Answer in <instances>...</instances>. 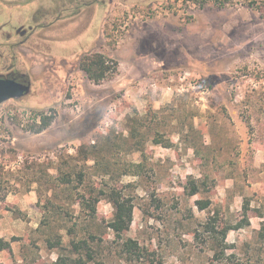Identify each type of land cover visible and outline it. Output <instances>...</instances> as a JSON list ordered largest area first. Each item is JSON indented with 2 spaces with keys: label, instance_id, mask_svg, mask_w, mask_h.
Masks as SVG:
<instances>
[{
  "label": "rangeland",
  "instance_id": "1",
  "mask_svg": "<svg viewBox=\"0 0 264 264\" xmlns=\"http://www.w3.org/2000/svg\"><path fill=\"white\" fill-rule=\"evenodd\" d=\"M202 1H61L87 6L73 16L55 15L50 0L41 9L36 0L0 9L7 29H0V74L17 68L31 82L28 95L0 106V190L9 192L0 201V239L11 244L0 264H51L64 254L47 239L62 234L68 248L66 218L45 204L55 192L53 202L78 221L83 189L51 180L72 176L78 186L79 174L105 192L101 221H78L103 238V264H264V0ZM22 22L25 36L14 28ZM96 52L118 63L99 85L78 67ZM53 109L52 125L31 132ZM134 118L139 136L130 133ZM192 180L200 187L194 196ZM112 188L133 200L127 236L145 249L142 260L123 257L105 229ZM200 200L211 204L200 210ZM244 206L251 225L231 231L217 259L204 232L208 217L235 226ZM48 217L51 227L41 226Z\"/></svg>",
  "mask_w": 264,
  "mask_h": 264
},
{
  "label": "trees",
  "instance_id": "2",
  "mask_svg": "<svg viewBox=\"0 0 264 264\" xmlns=\"http://www.w3.org/2000/svg\"><path fill=\"white\" fill-rule=\"evenodd\" d=\"M202 3H204V0ZM78 67L90 82L99 85L111 79L116 74L118 70V63L104 53L96 52L81 57ZM135 114L137 115V113ZM56 117L57 113L54 109L51 110V114H40L30 126V131L35 134L44 132L52 125ZM140 122L141 119H133V123L136 124V126L134 124L131 126L130 133L132 136H139L137 125H139ZM154 141L156 145H162V141L160 139L156 138ZM133 165L137 169H142V164L140 163ZM134 175L138 176V171H135ZM51 181H54L55 183L59 182V184L67 186L68 189L66 191H70V187H72L73 190L83 189V192H81V190L76 192L78 198L75 199L74 203V205L79 206L80 210L79 216L77 217L78 221L81 218H83L84 221L92 222L93 224H97V222L101 221L102 218H100L98 213V204L101 202V196H104L105 192L97 191V189L91 184H87L83 174H79L78 186H73L72 176L54 178ZM190 187L191 190L188 195L194 196L200 192L199 184L195 180L190 182ZM8 194V191L0 190V201H6ZM106 195L109 198V202L113 204L115 209L113 218L109 222H105L107 223L105 227L106 231L113 234V243L118 245L123 257H126L128 261H133L134 259L142 260L146 257L145 249L141 247L137 240L127 236L134 220L133 200L131 198L125 197L122 195L121 191L114 188L110 189ZM57 196L58 194L55 192L52 193L45 204V209L50 215L60 217H62V215L65 216L64 218H66L67 222H65V224H63L61 227L65 231V235L68 237L69 242L68 248H66V246H64L65 236L62 234L57 235L55 241H53L51 238L47 239V244L50 249H61L64 251V254L60 253L57 260L51 264H103L99 260V258L103 256V238L91 232L92 230L90 231L86 228L80 229L78 221L73 222L75 221V214L53 202V198ZM210 204V201L200 200L197 201L196 205L198 209L206 210ZM248 212L249 206H244L245 217L241 223L235 226L224 224V221L220 219L219 214H212L208 217L207 223L204 227V232L208 234L211 240L216 243L215 249L217 259L221 258L219 256L225 255V251L228 250V234L231 231H240L251 225ZM50 217L44 218L41 222V226L50 228ZM104 221L105 220H103V222ZM99 227L100 226H98V228ZM79 229L81 232H79ZM259 238L264 242V224L262 225V228L259 232ZM10 248V242L0 239V251ZM68 249L70 254H65ZM221 259H224V257Z\"/></svg>",
  "mask_w": 264,
  "mask_h": 264
},
{
  "label": "flooded vegetation",
  "instance_id": "3",
  "mask_svg": "<svg viewBox=\"0 0 264 264\" xmlns=\"http://www.w3.org/2000/svg\"><path fill=\"white\" fill-rule=\"evenodd\" d=\"M27 0H17V1H10V0H3V4L5 5H17L19 8H21V4L26 3ZM39 1H40V6L39 8L41 9L43 6V4H41L42 0H36V4L39 5ZM54 2V5H56V7L54 8L55 10V15L57 16H73V15H79L81 14V12L87 7L84 4H82L81 6H78L77 8H73V9H68V8H64L61 5V1H67V0H50ZM68 1H73V0H68ZM1 9H5L3 6L0 7ZM21 25H19L18 27H14L15 28V32L19 33L21 32V36H25V33L22 34L21 31ZM2 28V30H7L6 25L1 24L0 25V29ZM42 28V27H41ZM33 28L30 29V31H32ZM37 29H39V26L37 27ZM10 35H8V39H10ZM11 40V39H10ZM21 44L19 46H22L24 44L23 41L20 42ZM0 78L3 79H15L18 82H22L24 84L30 85V91H31V82L27 79L26 74L22 73L21 71H19V69H11L9 70L6 74H0ZM23 98V97H22ZM21 99V98H19ZM15 100V99H13ZM18 100V99H17Z\"/></svg>",
  "mask_w": 264,
  "mask_h": 264
},
{
  "label": "water",
  "instance_id": "4",
  "mask_svg": "<svg viewBox=\"0 0 264 264\" xmlns=\"http://www.w3.org/2000/svg\"><path fill=\"white\" fill-rule=\"evenodd\" d=\"M30 93V85L18 82L15 79L0 78V106L13 99L22 98Z\"/></svg>",
  "mask_w": 264,
  "mask_h": 264
},
{
  "label": "crops",
  "instance_id": "5",
  "mask_svg": "<svg viewBox=\"0 0 264 264\" xmlns=\"http://www.w3.org/2000/svg\"><path fill=\"white\" fill-rule=\"evenodd\" d=\"M11 2L13 1V0H10ZM14 1H17V0H14ZM24 1V0H23ZM28 4H32V3H28ZM1 6H4L5 8H7V7H17V8H19L17 5H5V4H3V0H0V7ZM26 6H29V5H27V1H26V3H24V4H21V8H24V7H26ZM21 8H19V9H21ZM1 9V8H0ZM20 25H21V27L22 26H25V24H23V22L22 23H20ZM262 222H264V220L262 219Z\"/></svg>",
  "mask_w": 264,
  "mask_h": 264
}]
</instances>
